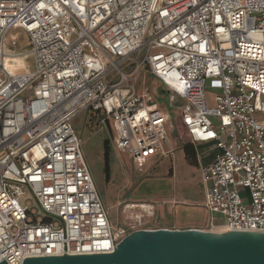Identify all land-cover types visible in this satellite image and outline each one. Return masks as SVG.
Masks as SVG:
<instances>
[{
    "label": "built area",
    "instance_id": "built-area-1",
    "mask_svg": "<svg viewBox=\"0 0 264 264\" xmlns=\"http://www.w3.org/2000/svg\"><path fill=\"white\" fill-rule=\"evenodd\" d=\"M14 29L27 50L7 48ZM6 54L32 67L12 72ZM145 73L169 93L175 125L138 90ZM207 85L219 90L211 104ZM80 113L108 123L140 165L172 153V130L214 143L201 230L264 231V0H0V262L64 255V242L67 255L112 253L155 229L147 203L110 221L72 124Z\"/></svg>",
    "mask_w": 264,
    "mask_h": 264
},
{
    "label": "rangeland",
    "instance_id": "rangeland-1",
    "mask_svg": "<svg viewBox=\"0 0 264 264\" xmlns=\"http://www.w3.org/2000/svg\"><path fill=\"white\" fill-rule=\"evenodd\" d=\"M11 35L16 37L15 44L12 43ZM6 46L16 52L27 50V35L20 29H14L6 38ZM24 63L26 68H31L32 58L29 57ZM144 85L149 87L159 106L169 110L175 125L178 121L177 113L170 107L169 93L161 82L145 73L139 77L138 90ZM218 91V87L207 85L206 96L210 104ZM88 121L87 115L80 113L74 117L72 124L81 141L83 157L114 226L131 220L132 213L123 211V205L130 202L153 205L154 215L148 219L151 227L155 229L184 226L187 221L206 217L207 213L202 207L204 186L199 167L187 163L180 149H177L171 158L157 162L145 161L140 165L127 153L115 148L108 123L100 122L99 118L93 125ZM171 137L175 145H183L177 131L172 130L169 133V138ZM241 195L248 201L246 190H243ZM170 199L176 200L178 204L168 202ZM162 210L168 213L162 214ZM190 224L191 227L208 228L206 222Z\"/></svg>",
    "mask_w": 264,
    "mask_h": 264
},
{
    "label": "water",
    "instance_id": "water-1",
    "mask_svg": "<svg viewBox=\"0 0 264 264\" xmlns=\"http://www.w3.org/2000/svg\"><path fill=\"white\" fill-rule=\"evenodd\" d=\"M22 264H264V231L135 230L112 253L67 255L64 242V255L25 257Z\"/></svg>",
    "mask_w": 264,
    "mask_h": 264
},
{
    "label": "crops",
    "instance_id": "crops-1",
    "mask_svg": "<svg viewBox=\"0 0 264 264\" xmlns=\"http://www.w3.org/2000/svg\"><path fill=\"white\" fill-rule=\"evenodd\" d=\"M144 75V74H143ZM159 81V80H158ZM87 115V117L89 118V121L88 123L90 125H93V123L97 120L96 118H93L94 116H89V114L85 113ZM179 139L181 140V143L184 145L185 143H188L186 141H184L183 139H181L179 137ZM190 144V143H188ZM183 145L182 146H177L175 145V142L173 141V138H169V146L170 148L173 149L172 153L167 155V156H162V155H157V156H154L150 159H148L147 161H150V162H157L161 159H164V158H171L173 156V154L175 153V151L177 149H180L182 151V154H183V157L185 159V161L187 163H189L186 158H185V155H184V151H183ZM192 145V144H191ZM195 149V152H196V166L199 167V171H200V174H201V168L202 166L204 165H207L209 163H211L213 161V159L215 158V156L217 155V153L219 152V149L216 148L215 144L214 143H200L198 145H192ZM190 164V163H189ZM170 174H172V169L170 170ZM201 177H202V174H201ZM168 202L172 203V204H178L176 203V200H173V199H170L168 200ZM204 203V201H203ZM203 209L206 211L207 215L205 218L201 219V220H190V221H187L186 224H184V226H178V227H171L169 229H188V228H196V227H191V224L190 223H208V220L211 216V214L204 208V206L202 205ZM174 213L176 214V209H177V206L176 208L174 207ZM170 210V209H169ZM161 212V211H160ZM165 213H168V212H164L162 210V214H165ZM163 228H168V227H163ZM198 229H201L200 227H197Z\"/></svg>",
    "mask_w": 264,
    "mask_h": 264
},
{
    "label": "bare ground",
    "instance_id": "bare-ground-1",
    "mask_svg": "<svg viewBox=\"0 0 264 264\" xmlns=\"http://www.w3.org/2000/svg\"><path fill=\"white\" fill-rule=\"evenodd\" d=\"M7 52V51H6ZM4 61L6 66L8 67L9 70H11L12 72H18L19 70L24 71V70H28V68H26L25 66V60L21 57V55H10V54H6L4 56Z\"/></svg>",
    "mask_w": 264,
    "mask_h": 264
},
{
    "label": "trees",
    "instance_id": "trees-1",
    "mask_svg": "<svg viewBox=\"0 0 264 264\" xmlns=\"http://www.w3.org/2000/svg\"><path fill=\"white\" fill-rule=\"evenodd\" d=\"M183 151L186 160L190 163L195 165L196 164V152L194 147L191 144L185 143L183 145Z\"/></svg>",
    "mask_w": 264,
    "mask_h": 264
}]
</instances>
